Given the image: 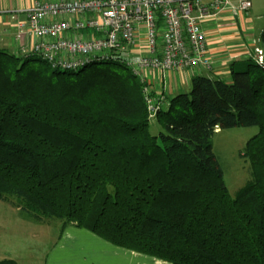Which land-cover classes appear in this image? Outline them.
Instances as JSON below:
<instances>
[{"label":"trees","instance_id":"trees-1","mask_svg":"<svg viewBox=\"0 0 264 264\" xmlns=\"http://www.w3.org/2000/svg\"><path fill=\"white\" fill-rule=\"evenodd\" d=\"M21 54L0 50V200L170 264H264V61L199 74L151 117L125 65L60 71ZM252 126V177L233 197L212 140Z\"/></svg>","mask_w":264,"mask_h":264},{"label":"built area","instance_id":"built-area-1","mask_svg":"<svg viewBox=\"0 0 264 264\" xmlns=\"http://www.w3.org/2000/svg\"><path fill=\"white\" fill-rule=\"evenodd\" d=\"M236 10L251 9L249 0ZM228 0H58L35 2L18 25L20 39H33L22 54L38 56L53 69L78 71L92 63L127 66L144 83L151 117L165 97L150 90L151 71L185 72L203 67L212 71L207 35L202 21L225 8ZM234 9V8H232ZM264 61L263 50L252 56Z\"/></svg>","mask_w":264,"mask_h":264},{"label":"crops","instance_id":"crops-1","mask_svg":"<svg viewBox=\"0 0 264 264\" xmlns=\"http://www.w3.org/2000/svg\"><path fill=\"white\" fill-rule=\"evenodd\" d=\"M58 0H0V50L20 54L25 46L31 49L33 39H20L19 23L26 20L25 12L34 7L35 2L46 3ZM213 0H200L202 5L208 6ZM240 1L228 0L234 8H225L215 16L202 21V28L207 35L209 56L213 59L212 71L203 67L189 69L185 72L160 73L151 71L149 75L150 90L154 97H168L177 95L181 91H188L192 87L191 80L195 76L229 78L236 70L238 61L247 63L256 55L260 48V36L264 31V10L256 11L251 2V9L245 13L236 10ZM263 8V7H261ZM260 9V8H259ZM0 208V262L13 260L17 264H170L163 260L148 258L135 251L118 248L95 233L70 225L63 229L60 221L56 233L50 236L53 248L44 257L37 253H24L23 249H11V243H18L17 233L24 229L23 234L29 235L31 241L39 240V227H50L52 221L37 222L28 217H20V209L8 202ZM14 222H9L13 220ZM48 231L42 232L44 238ZM28 238L25 239L29 243ZM9 247L10 249L6 248Z\"/></svg>","mask_w":264,"mask_h":264},{"label":"rangeland","instance_id":"rangeland-1","mask_svg":"<svg viewBox=\"0 0 264 264\" xmlns=\"http://www.w3.org/2000/svg\"><path fill=\"white\" fill-rule=\"evenodd\" d=\"M253 5L255 6L256 11L260 12L264 10V0H251ZM263 7V8H261ZM260 8V9H259ZM22 55V54H21ZM31 65H40L43 64L39 58L36 57L35 60L30 62ZM44 65V64H43ZM245 62L238 61L236 66V70L240 71L245 69ZM110 68L111 70H115L117 72L122 73L124 70L120 65L116 64H107L100 63L96 65L94 68ZM191 91V88L188 91H181V93H188ZM180 94V93H179ZM176 95V94H175ZM175 95H168V97L173 98ZM159 125L157 122H152L151 133L156 134L158 132ZM259 130L257 126L252 127H240V128H227L225 130H217V133L213 137L212 145L214 149V155L217 157L219 165L223 170L224 182L227 185L229 193L235 197L236 193L245 186L252 177V168L250 161L244 154L247 152L248 142L253 139L254 136L258 134ZM7 205L4 204L2 200H0V208ZM20 217L27 218L25 214L21 211L19 212ZM10 215H2L0 211V217H8ZM9 222L13 223V220ZM60 221H52V225L50 227H39V243L37 241H31L29 239V235L23 234L24 229H19L16 234L18 238V243L12 242L11 249H16L20 251L23 249L24 253H30L29 250L33 251L32 253H37L44 257L47 253H49L53 248V240H51L50 236L53 233H56L57 226ZM46 230L48 234L41 238L42 232ZM29 239V243L25 241V239ZM9 247L6 248L10 249ZM47 252V253H46ZM148 258H151L147 256Z\"/></svg>","mask_w":264,"mask_h":264}]
</instances>
